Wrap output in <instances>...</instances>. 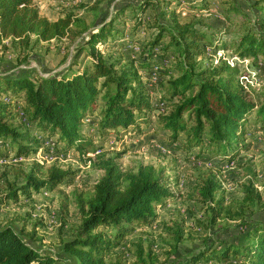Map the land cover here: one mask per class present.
Segmentation results:
<instances>
[{"label":"trees","instance_id":"1","mask_svg":"<svg viewBox=\"0 0 264 264\" xmlns=\"http://www.w3.org/2000/svg\"><path fill=\"white\" fill-rule=\"evenodd\" d=\"M226 1V8L235 11L236 0ZM158 4L157 0H137L124 7L134 18L130 33L141 24L155 28V33L145 41L150 48L147 54L151 52V57L147 56L135 65L136 59L124 62L120 58L106 59L94 45L100 38L107 40L110 36V40L114 39L116 29L111 24L122 11L121 5L115 7L113 17L94 25L95 30L86 31L88 24L81 16L66 12L50 19L39 12L33 0H0V38H15L26 44L30 34L37 40H48L75 37L86 31L84 50L88 55L82 70L72 71L70 75H42L34 69L29 73L0 75V94L8 98L0 97L1 156H7L8 145L13 149L11 155L15 159L33 152L42 143L30 134L31 130L47 137L54 135L52 147L56 152L69 149L79 153L94 151L97 146L91 144V139L81 131L83 118L93 113L97 115L94 130L100 138L109 130L123 131L128 126L137 129L136 120L145 121V113L153 110L144 93L145 81L137 69L151 70L156 64V72L160 73L167 60V50L173 52L170 69L177 72L175 75L167 72L164 93L170 100L169 109L155 115L160 126L168 130L169 141H175L182 133L186 143L200 145L212 154L229 158L238 154L247 144L244 141L247 127L264 125V96L256 104L238 81L242 74L240 64L245 59L264 60V9L253 21L242 11L243 19L239 21L242 29L237 30L239 35L229 41L223 35L231 32L230 25L215 30L209 29L208 24L200 27L197 21L179 22L173 9H165L163 1ZM257 4L264 5V0H255L253 6ZM155 6L161 10L148 21L144 11L147 7L154 10ZM165 13L171 15V23L163 18ZM200 42L207 43L213 52L232 49L237 59L222 57L215 63L201 65L197 58L205 48ZM104 158L99 164L101 173L90 190L74 194L78 224L70 235L61 238V247L75 258V264H153L150 251L144 252L138 242L131 260L125 259L122 252L118 256L120 253L115 249L127 234L154 221L155 204L173 195L169 178L151 164H138L135 169L124 171L115 159L116 154ZM74 172L57 163L43 167L33 160L20 172V181L11 183L3 197L27 199L33 193L69 184ZM217 184L210 177L197 192L212 200ZM209 208L212 212L210 220L221 214L222 209L217 204ZM24 232L27 231L23 225L15 228L11 223L0 224V264H59L50 253L28 243L22 236ZM180 234L179 230L174 233L177 241ZM29 235L33 237V232ZM204 262L264 264V222H253L243 243L208 244L173 264Z\"/></svg>","mask_w":264,"mask_h":264},{"label":"rangeland","instance_id":"2","mask_svg":"<svg viewBox=\"0 0 264 264\" xmlns=\"http://www.w3.org/2000/svg\"><path fill=\"white\" fill-rule=\"evenodd\" d=\"M33 1L39 12L50 19L66 12L81 16L88 24L86 31L95 30L94 25L109 16L113 17L115 7L121 5L122 11L111 24L116 29L114 39L110 40V36L107 40L100 38L94 45L100 48L106 59L120 58L123 62L136 59L135 65L151 55V52L147 54L150 48L145 41L155 33V28L141 24L130 33L134 18L124 7L137 0ZM158 1L166 4L165 9H173L174 17L179 22L197 21L198 26L204 28L208 24L209 29L215 30L230 25L231 32L222 34L229 41L239 35L237 30L242 29L239 23L243 19L242 11L253 21L261 16L264 9L261 4L253 6L255 0H236L235 11L226 8V0H179L178 3L177 0H157V4ZM159 6L157 9L155 6L154 10L152 7L145 9L148 21L157 16L161 10ZM225 13H229L228 16ZM163 18L168 23L172 21L169 13H165ZM86 31L75 37L61 36L48 40H37L30 34L26 44L15 38H0V75L29 73L31 69L42 75L56 76L81 71L88 58L84 50ZM200 43L205 48L197 58L201 65L211 61L215 63L222 57L237 59L232 49L213 52L207 43ZM153 50L155 53L156 48L153 47ZM165 55L167 60L161 66L163 69L155 73L157 80L152 79L148 68L137 69L140 78L145 81L144 93L153 109L151 113H145V121L136 120L139 129L128 126L123 131L109 130L100 138L94 130L97 115L93 113L83 118L81 131L91 139V144L97 146L94 151L79 153L69 149L56 152L52 147L55 136L47 137L36 130H31L30 134L42 144L27 156L15 159L11 155L13 149L8 145L10 150H6L7 156L0 154V224L11 223L15 228L23 225L27 232L22 236L28 243L50 253L55 263L75 264V258L63 250L60 244L61 238L70 235L78 224L74 194L90 190L101 173L100 161L115 154L116 161L124 171L135 169L138 164H151L155 170L168 176L173 192L171 197H164L155 204L156 218L149 226L134 229L123 238L121 245L115 249L120 253L118 256L122 252L125 259L134 258L135 243L138 242L144 252L150 251L154 258L153 264H173L208 244L221 241L243 243L253 222H264V125L248 126L244 137L247 144L231 158L212 154L200 145L186 143L182 133L170 142L168 130L160 126L155 115L156 112L169 109L170 100L164 93L167 72L170 71L171 75L177 72L170 69L173 52L167 50ZM255 61L245 59L240 64L242 74L238 81L246 95L258 104L264 96V60ZM1 96L4 100L8 99ZM33 160L40 162L43 167L57 163L63 168L72 169L75 171L74 178L69 184L33 193L27 199H5L4 191L9 189L11 183L20 181V172L27 169ZM210 177L218 182L212 200L197 192V188ZM216 204L221 207V214L210 220L212 212L209 206ZM178 230L181 234L177 241L174 233ZM29 232H33L34 238L30 237Z\"/></svg>","mask_w":264,"mask_h":264},{"label":"built area","instance_id":"3","mask_svg":"<svg viewBox=\"0 0 264 264\" xmlns=\"http://www.w3.org/2000/svg\"><path fill=\"white\" fill-rule=\"evenodd\" d=\"M156 70H157V65L156 64H154L153 66H152V68H151V75H152V79H154V80H157V75L155 74L156 73Z\"/></svg>","mask_w":264,"mask_h":264}]
</instances>
